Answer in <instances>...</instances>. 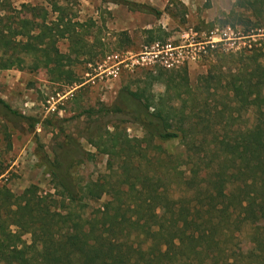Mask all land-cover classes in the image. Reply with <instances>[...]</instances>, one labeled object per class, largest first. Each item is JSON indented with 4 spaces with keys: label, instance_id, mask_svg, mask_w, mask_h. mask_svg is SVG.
Instances as JSON below:
<instances>
[{
    "label": "trees",
    "instance_id": "obj_1",
    "mask_svg": "<svg viewBox=\"0 0 264 264\" xmlns=\"http://www.w3.org/2000/svg\"><path fill=\"white\" fill-rule=\"evenodd\" d=\"M101 1L156 18L167 10L175 17V0H168L164 10L132 0ZM241 5L242 0H236L221 14L222 24L235 17L244 26L242 45H207L208 69L197 77L196 91L184 67L159 68L149 72L148 85L161 81L164 93L144 97L142 90L123 86L113 104L83 110L90 117L138 124L144 148L136 155L130 154V138L111 125L113 131L106 128L100 143L86 134L89 143L107 155L108 174L76 186L70 168L85 153L69 138L56 158L45 152L41 156L55 185L53 194L30 185L15 195L0 184V263L264 264V36L252 37L259 32H251L247 16L237 10ZM21 7L22 15L15 16L20 10L11 0H0V68L43 67L52 81L76 82L69 57L84 54L80 49L88 46L83 23L67 19L66 6L54 4L51 16L40 5ZM255 15L259 26L264 25V11ZM146 31L152 35L157 30ZM28 33L30 41L23 42L20 36ZM120 35L129 40L125 31ZM59 39L67 40L68 53L59 49ZM216 95L219 105L210 108ZM189 101L201 102L203 108L197 111ZM249 112L250 123L234 124ZM38 121L0 97V143L5 148L11 147V134L20 122L32 131ZM170 141L183 150L166 149ZM5 166L0 154V175ZM85 201L98 203L92 213L86 211ZM77 203L76 211L70 210ZM251 211L261 221L251 224L245 249L240 234ZM11 215L14 231L5 229ZM23 234L31 235L28 247L36 263L12 256ZM65 237L73 248L63 242Z\"/></svg>",
    "mask_w": 264,
    "mask_h": 264
},
{
    "label": "rangeland",
    "instance_id": "obj_2",
    "mask_svg": "<svg viewBox=\"0 0 264 264\" xmlns=\"http://www.w3.org/2000/svg\"><path fill=\"white\" fill-rule=\"evenodd\" d=\"M132 1L145 3L160 10H164L168 2V0ZM175 1L176 5L171 7L175 17L164 10L162 15L156 18L140 11H129L122 4L101 0H11V5L20 10L13 15L19 17L22 15V4L43 6L49 10V16L52 15L50 10L54 4L63 8L66 6L63 10L65 17L71 22L83 23L82 34L88 39V46L80 49L84 54L69 57L71 70L77 78L72 84L52 81L50 74L43 67L36 70L28 67L0 68V97L22 114L35 116L39 120L32 131L28 129L27 123L20 122L11 134L9 149L5 148L4 143H0V154L5 159L6 165L0 175V184H5L15 195L21 194L30 185L37 186L42 194H53L55 185L41 156L45 152L50 159L56 158L61 150H66L64 144L69 138L79 142L85 153L84 157L70 168L76 186H82L86 181L108 174L107 155L99 151L93 143H89L86 134L94 142L100 143L105 139L103 133L106 128L113 131L111 125H116L118 131L125 132L130 138V154L136 155L144 148V143L141 141L144 132L138 124L110 120L94 114L90 117L83 115V110L99 108L101 103L113 104L116 101L117 91L123 86L131 90H142L144 97L164 93L163 82L155 81L152 85H148L149 72L155 74L159 68H165L160 62L163 53L154 58L156 44L160 51L162 47H166L174 53L182 50L188 55L196 54L195 59H186L179 67L186 69L188 82L193 87V91H196L197 77L208 69V61L205 57L207 52L202 51L200 44L210 30L215 31L216 34L222 30H231L230 38L224 40L223 44L235 49L238 45H242L244 39L240 35L244 26L235 17L228 19L229 24H222L225 18L221 13L228 12L236 0ZM179 2L185 5L184 9L180 7ZM242 2L243 5L238 7V12L247 16L249 22L245 23L253 27L251 32H259L252 37L264 36V25L259 26L255 15L261 10L264 11V0H242ZM210 22H215L212 27L208 25ZM147 29L157 31L151 35L146 31ZM121 31L128 34V41L120 35ZM30 34L21 35L20 39L28 42ZM214 38L215 42L220 41L217 35ZM57 44L63 53L69 52L67 40L59 39ZM77 45H81V42ZM114 55L117 58L113 57ZM29 62L30 57L27 56L26 63ZM112 69L117 70L116 74L111 73ZM184 89V87L179 88L181 91ZM211 99L210 108L219 105L217 95L212 96ZM169 102L180 103L178 100ZM190 103L195 104L197 111L203 108L201 102L189 101L188 104ZM251 117L249 112L245 117L233 122L244 125L250 123ZM101 135L103 137L99 139ZM164 147L175 152L183 150L182 145L177 141L165 143ZM145 163L146 160H143L142 166H145ZM85 202H87L86 211L89 213H92L98 205L93 201ZM79 204L81 203L70 205V210H74ZM246 217L248 220L240 234L241 245L245 249L249 248L247 232L250 231L251 224L256 223V220L261 221L260 215L253 211L246 213ZM7 224L6 230L16 229L14 215L7 218ZM35 236L37 237V234ZM21 240L13 249V258L16 261L26 260L36 263L28 247L32 242L31 235L23 234ZM63 242L69 246L68 248L74 247L67 243L66 237L63 238Z\"/></svg>",
    "mask_w": 264,
    "mask_h": 264
},
{
    "label": "built area",
    "instance_id": "obj_3",
    "mask_svg": "<svg viewBox=\"0 0 264 264\" xmlns=\"http://www.w3.org/2000/svg\"><path fill=\"white\" fill-rule=\"evenodd\" d=\"M231 30H222L221 32H219L218 34L215 33V31L210 30L208 35L206 36V38L204 40H202L201 42V49L203 52L206 51V46L210 45L211 47L214 46L215 43L218 42H224V40H227L230 38V32ZM217 35L218 39L220 41L215 42V38L214 36ZM159 46L156 44V52H153L154 58H157L158 55H161V53H163L161 55L162 61L161 64L162 66H164L167 69H178L180 67V65L184 64L186 59H195L196 58V54H186L184 51L179 50L177 52H172V50L170 48H161V51L158 48ZM113 57L117 58L116 55H114ZM142 59H144V57L141 56ZM117 70L116 69H112L111 73L116 74Z\"/></svg>",
    "mask_w": 264,
    "mask_h": 264
}]
</instances>
